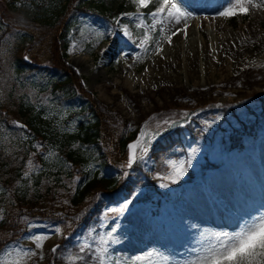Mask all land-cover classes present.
<instances>
[{"label": "rangeland", "instance_id": "obj_1", "mask_svg": "<svg viewBox=\"0 0 264 264\" xmlns=\"http://www.w3.org/2000/svg\"><path fill=\"white\" fill-rule=\"evenodd\" d=\"M162 2L150 0L147 7L141 8L134 0H84L79 7L86 12L78 13L76 4L67 7L66 0H0V222L11 215L20 232L17 242L0 252V261L11 264L18 254L8 253L23 246L36 253L25 264H99L93 252L86 249L81 253L79 247L82 243L98 247L99 237L115 228L113 236L117 242L111 244L104 264H134L136 257H146L149 253L158 254L153 256L156 260L166 257V264H186L195 258L194 250L202 237L220 231L234 232L244 220L264 214V172L261 171H264V0L246 3L247 14L232 17H222L219 13L235 0H174L182 11L190 14L179 24L166 17L163 23L157 22L160 17L153 19L151 13ZM63 12L66 13L65 36L57 44V54L63 56L61 63L45 60L36 64L50 68L51 62L55 70H65L63 67L67 66L71 74L74 70L85 93L80 99L96 101L106 114L111 113L114 120L110 123L116 132L134 136L130 144L140 137L142 130L155 131L165 120L176 121L171 127L160 128L147 156L136 162L153 183L152 188L138 181L131 187L127 183L129 174L121 171L127 168V161H122L116 168H107L111 173L121 172V188L81 195L85 184L103 174L94 149L78 140L81 115L70 117L79 110L75 97L68 100L53 90L46 70L20 71L15 62L19 49L28 56L30 49L39 47L38 24L41 27L53 24ZM217 18L235 32L242 35L244 32V44H239L241 52L250 57V66L259 64V69L248 70L243 64L227 71L225 63L229 60L230 65H235L239 58L230 59L224 54L221 62L211 59L220 70L204 82L200 77L187 80L184 75L177 81L145 88L123 87L115 82L123 65L130 61L133 63L128 71L137 83L135 77L138 79V75L144 76L155 67L157 51L161 47L172 49L177 37L185 41L186 31L196 22L205 48L209 41L202 21ZM125 30L128 35L124 34ZM109 45L112 50L102 63ZM221 50L216 51L217 58ZM78 55L82 56L83 64L74 60ZM200 58L203 77L207 79L204 70L209 62L205 51L202 50ZM259 118L260 130L255 135L241 134L243 125L249 126ZM14 119L30 128H16ZM173 130L180 137L178 145L171 144L160 155V145L166 140L162 138ZM232 136H241L240 147L227 150ZM64 139L69 141L66 147L62 145ZM106 140V146L112 147L114 140ZM69 149L76 152L81 162L73 164L67 160ZM192 149L196 151L193 153ZM244 153L256 159L260 170L253 163V170L245 175V171L232 164ZM179 161L186 162L183 176L175 181L168 179L172 174L170 162ZM135 174L130 181L135 180ZM217 176L220 181L214 190L211 184ZM255 180L261 195L257 194L254 201L228 203L233 198L230 185L240 190ZM195 192L205 194L208 203L212 197L220 203L218 209L226 204L225 216L230 221L212 225L195 220L187 226L184 218L180 220V213L195 204L192 202ZM128 201L131 202L122 214L109 211L121 208ZM45 211L49 222L41 215ZM135 217H141L145 227L139 235L140 244L128 255L120 251L119 244L130 236ZM55 228H60V233ZM41 234L49 238L38 249L29 237ZM54 247L56 252L52 251ZM74 256L83 259L73 262L69 258ZM160 264L165 261L160 260Z\"/></svg>", "mask_w": 264, "mask_h": 264}, {"label": "bare ground", "instance_id": "obj_2", "mask_svg": "<svg viewBox=\"0 0 264 264\" xmlns=\"http://www.w3.org/2000/svg\"><path fill=\"white\" fill-rule=\"evenodd\" d=\"M258 22L260 18H257ZM202 28L203 31L209 41V44L205 45V48L203 46L204 37L199 32V22H196L195 25L192 27H189L186 31L187 39L185 41L181 40L180 37H177L174 43V47L172 49L163 48L161 47L157 51V59L158 61L155 62V67L149 69L144 76H139L138 79L135 77V81L137 83L133 82V74H131L128 71V67H131V64L133 62L128 61L125 65H123L122 70L116 79L115 82H117L120 86L123 87H150L152 85H157L162 82H173L180 79V75H184L185 79H192L196 80L200 77V81L204 82L206 80H210L213 78L218 69L213 61H211L212 58L214 60H218V62L222 61V56L228 55V58L232 59V57H237V63L235 65H230L228 62H226V70H230L231 67H237L247 65V69L249 70L250 67H254L256 69L260 68L259 64H255L250 66V57L246 54V52H241V47L239 44H244L243 38L245 37L244 32L243 35L240 32H235L232 28L227 27L224 25L222 19H215V20H209L204 19L202 21ZM239 35H242V38H239ZM40 46V44H39ZM245 46V45H243ZM205 49V50H204ZM222 49V50H221ZM112 50L111 45L106 47V54L105 59H103L101 62L104 63L107 61V57ZM202 50L205 51L207 61L209 62L207 64V67L204 70V73L206 74L207 79L203 77V69H202V59L200 58ZM220 52V56L216 57V51ZM41 57L37 56L34 60L35 64L33 62H27L25 60H16V66L20 71H26L27 69H37V70H46L47 76L50 78V81H52L53 90H57L60 92L65 91L70 96L77 98H81L85 95L84 91L81 90L80 87H78V84H74V87H70V84L68 82L69 75L62 74V70H55L53 67V64L50 62V68L41 67V63L45 60H49L50 58L47 57L45 53L41 51ZM46 56V57H45ZM82 56L78 55L74 57V60L77 64H83L84 60L81 59ZM49 58V59H48ZM44 59V60H43ZM62 60V59H61ZM213 60V59H212ZM40 64H36V63ZM224 62V61H223ZM52 64V65H51ZM223 66V65H222ZM73 73L76 74V72L73 70ZM73 74H71L72 76ZM77 81L78 77L77 74L75 75ZM143 82V85L141 84ZM80 86V85H79ZM73 92V93H72ZM76 95V96H74ZM78 100V106L79 110L75 114L74 117L77 115H84L88 110L81 108L82 104H87L86 98L77 99ZM79 100H85L86 102H79ZM227 150H233V149H227ZM127 161V160H126ZM253 163H255V167L259 169L261 166L257 163L255 158H251L248 156V154L244 153L243 155H240L238 158H235L232 161V164L234 166H237L241 168L243 171H245V175H247V172H250L248 170H253L252 166ZM257 163V164H256ZM264 164V163H263ZM260 170V169H259ZM258 170V172H259ZM262 174L263 170L261 169ZM252 177V175L250 174ZM220 181V176H217L214 181L211 184V187L215 190L218 183ZM152 184H150L151 186ZM227 185V184H226ZM147 187V186H145ZM152 188V187H147ZM229 191L233 193V198L228 201V203L231 205L233 203L241 204L247 201H254L257 197V194L260 193V188L257 185V180L251 181L248 186L242 187L240 190H235L232 185L228 187ZM261 195V193H260ZM208 201H211L210 203L207 202L205 194H201L199 192L193 193V200L195 204L192 206H188V208H185L183 212L180 214V220L183 221V218L189 226L191 222H194L195 220L205 221L207 223H210L212 225H217L222 222H225L227 220L230 221V217L227 218L226 211L227 206L224 204L219 209V204L216 201L212 200V197H209ZM202 202V203H201ZM227 203V202H226ZM200 206V207H199ZM199 207V208H198ZM235 207V206H234ZM232 207V209L234 208ZM217 211H216V210ZM130 236L126 237L123 241L119 244V249L125 254H132L138 245L140 244V232L145 227V222L142 220L141 217H135L132 221ZM9 245H7L4 248H7ZM3 248V249H4ZM2 249V250H3ZM1 250V251H2Z\"/></svg>", "mask_w": 264, "mask_h": 264}, {"label": "snow or ice", "instance_id": "obj_3", "mask_svg": "<svg viewBox=\"0 0 264 264\" xmlns=\"http://www.w3.org/2000/svg\"><path fill=\"white\" fill-rule=\"evenodd\" d=\"M134 2L141 8L147 7L150 3V0H134ZM247 4H252V0H235V3L230 7H225L223 11L219 13L222 17H232L238 14H247L248 7ZM253 6H259L253 4ZM154 20L158 17V23H163V18L174 21L179 24L182 19L189 18L190 14L181 10L174 0H163L162 3L156 8V11L151 13ZM125 35H128L125 30ZM176 33H172L175 35ZM169 37V42H170ZM75 46H73L74 48ZM70 51L72 49L70 48ZM27 59V58H26ZM187 116V113L184 114ZM176 123V121L169 122L167 120L163 121L161 126H158L155 131L147 132L141 131L140 137L129 147V155L127 168H131L138 160L143 161L147 156L150 146L153 140L160 133L161 127H171ZM17 127L23 128L24 125L17 124ZM39 148L40 146L37 145ZM196 149H192L194 153ZM31 164V161L28 162ZM185 161L179 162H170V167L172 168V174L167 178L175 181L183 176L185 170ZM28 175V172H25V176ZM127 175V173H125ZM126 202L119 209H111L109 211L116 212L117 214H122L123 211L127 208L128 203ZM2 212V210H0ZM113 228L112 232L107 233L105 236L99 237L97 243L98 247L93 248L92 245L87 243H82L79 247L81 253L85 250L93 252L94 259L99 261V264H104L105 260L108 257V253L111 247V244L116 243V239L113 236L115 232ZM56 233H60V228H55ZM49 237L46 235H35L29 237V239L35 244L36 248H41L43 246L42 242L47 240ZM56 248L52 249L53 252H56ZM12 253H17V259L12 261L11 264H25L26 259L29 256L36 255L35 252H32L30 249H24L23 246L19 248H13L8 255ZM195 258L192 260L186 261V264H264V214H259L252 216L247 220H244L240 227L234 232L220 231L209 234L202 237L199 246L194 250ZM154 253H149L146 257L138 256L135 258L134 264L138 262L148 261V264H160V260L165 261L166 257L160 258V260L153 259ZM23 257L24 259H21ZM71 261L82 260V256H74L69 258ZM0 264H8L7 261H0Z\"/></svg>", "mask_w": 264, "mask_h": 264}, {"label": "trees", "instance_id": "obj_4", "mask_svg": "<svg viewBox=\"0 0 264 264\" xmlns=\"http://www.w3.org/2000/svg\"><path fill=\"white\" fill-rule=\"evenodd\" d=\"M66 1L67 3H69L72 0H66ZM81 1L83 2V0ZM119 8L121 9L122 6H120ZM80 9H83V8H80ZM64 17L65 16L63 12V16L60 17V19L57 20L56 22H54L56 20L55 19L53 21V24H50V25L43 24V27L39 25L40 23L38 24L39 30H38L36 38L40 46L36 50L33 51L35 56L41 57L42 55H39V54H41V51H42L43 53L47 55V57L50 58V59L48 58L49 60H56L57 63H61L60 62L61 57L59 54H57L58 49H57L56 38L61 28L64 27ZM45 22H48V21H45ZM17 59L20 60V57L18 56ZM61 67H62V64H61ZM63 69L65 70H62V74L69 75L70 73L69 77L67 76L68 78L67 80L70 84V87H74V84H78V81L75 75L73 74L71 76V72L69 68L67 66H64ZM78 87H80L79 84H78ZM77 99H80V98H77ZM77 99H75V103H78ZM81 108L87 109L90 112L88 116H89L91 123L90 124L81 123L82 129L80 133L77 135L79 139L83 140L84 142L88 144H91V143L94 144L98 148V151H100V145L97 144V140L101 139L103 141L104 140L108 141L106 140L108 138H111V140H114V144H115L114 150H111L110 148L106 152L100 151V158L102 159V169L103 171H105L106 166L112 165V164H106V163H116V160L118 159L117 158L118 154L115 151L116 149L119 150V153L122 155L123 159L126 158L127 146L130 140L132 139V137H128L122 133L116 132V130L113 128V125L111 124L114 120L113 115L109 112H107L106 114L102 107L101 109L99 108L96 101L95 103H92L88 99L87 104L86 103L82 104ZM259 128H260L259 123L257 122L256 125L254 123L250 133L257 131ZM67 141H68L67 139H64L62 145L63 146L65 145L66 147L69 144V141L68 142ZM173 143L174 144L177 143L176 134L170 135L166 138L163 145H161L162 146L161 151L163 152ZM237 143H238V140L235 141V139H233L230 146L235 147ZM66 156L71 161H77L76 152L70 151ZM131 170L133 171L138 170V172H140V175H138L136 181H138L139 183L147 187L151 184L150 181L146 180L147 177L140 171L139 168L134 167V168H131ZM130 175L131 173L129 172L128 177H130ZM127 181H129L128 183L129 185H131V187H134L135 181H130L129 178ZM120 185L121 183L119 182L118 176L113 175L111 173L104 172V175L100 179H97L94 182L92 181L91 183L86 184L81 195L89 193L93 190L94 191L95 190H115V189L117 190L118 188L121 187ZM149 187H152V185ZM28 213H31V212H28ZM47 214L48 213H46V211L41 212V215H43L46 219H47L46 217ZM16 226H17V222L16 220L12 218L11 215H8V217L0 223V251L7 245H10L17 241V238L20 232L18 231V228Z\"/></svg>", "mask_w": 264, "mask_h": 264}, {"label": "water", "instance_id": "obj_5", "mask_svg": "<svg viewBox=\"0 0 264 264\" xmlns=\"http://www.w3.org/2000/svg\"><path fill=\"white\" fill-rule=\"evenodd\" d=\"M17 124H20L18 122H15V125L17 126ZM22 125V124H21ZM20 128V127H19ZM22 129H26V127L24 126Z\"/></svg>", "mask_w": 264, "mask_h": 264}]
</instances>
